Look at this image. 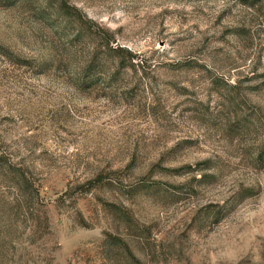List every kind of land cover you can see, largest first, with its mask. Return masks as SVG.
I'll return each mask as SVG.
<instances>
[{"label":"rangeland","instance_id":"374dc122","mask_svg":"<svg viewBox=\"0 0 264 264\" xmlns=\"http://www.w3.org/2000/svg\"><path fill=\"white\" fill-rule=\"evenodd\" d=\"M0 264H264V0H0Z\"/></svg>","mask_w":264,"mask_h":264},{"label":"trees","instance_id":"16d2710c","mask_svg":"<svg viewBox=\"0 0 264 264\" xmlns=\"http://www.w3.org/2000/svg\"><path fill=\"white\" fill-rule=\"evenodd\" d=\"M113 48H114V50H115V51H116V50H117V51H119V50H120V48H118V47H113ZM96 179H102V176H100V175H99V176H97V178H96Z\"/></svg>","mask_w":264,"mask_h":264}]
</instances>
